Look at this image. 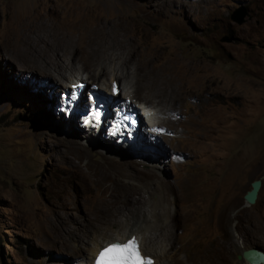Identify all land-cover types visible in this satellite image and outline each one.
Here are the masks:
<instances>
[{
    "label": "rangeland",
    "instance_id": "1",
    "mask_svg": "<svg viewBox=\"0 0 264 264\" xmlns=\"http://www.w3.org/2000/svg\"><path fill=\"white\" fill-rule=\"evenodd\" d=\"M242 9L249 17L238 25ZM132 42L131 58L155 65L167 89L134 65L138 87L128 83L122 60ZM49 66L76 68L105 92L110 73L123 72L144 143L115 139L105 120L90 126ZM158 100L177 112L160 116L166 132L146 136ZM134 219L160 223L147 233L162 255L169 249L167 264H242L235 249L264 251V0H0V264H86Z\"/></svg>",
    "mask_w": 264,
    "mask_h": 264
},
{
    "label": "bare ground",
    "instance_id": "2",
    "mask_svg": "<svg viewBox=\"0 0 264 264\" xmlns=\"http://www.w3.org/2000/svg\"><path fill=\"white\" fill-rule=\"evenodd\" d=\"M81 45V44H80ZM141 45V44H140ZM134 44H133V42L132 43H130V44H127L126 46H125V53H126V56H125V58H124V60H122V68H123V70H125L126 71V79H129V82H128V80H127V82L129 83V84H131L132 86H137V79H140V78H142V79H146V82L147 83H149V85H152L153 86V88L155 87L156 89H157V87L152 83V81L156 84V85H159V87L160 88H166L167 87V85L169 84V81L168 80H165V82L167 83H158L159 81H156L157 79H154V77H155V71H157L156 70V68H155V65L154 66H151L150 65V63L149 62H147L146 64H144V66H142V64L141 63H139V62H135L134 61V59L133 58H131L132 56H134L135 55V53H134V51L136 50V49H133L134 48ZM144 46V45H143ZM79 48H80V51L81 52H83L82 54H83V56H85V55H88L90 52H84V51H90L89 49H85V47L83 48V46L81 47V46H79ZM141 50H142V48H140ZM151 51L153 50V49H150ZM146 51H148L147 49H146ZM155 51V50H154ZM77 52H78V50H77ZM150 52V51H149ZM148 52V53H149ZM141 53V52H140ZM163 53V52H162ZM96 54L97 53H94V54H92V56H91V59H93L95 62H96V64H98L99 66H100V72H98L96 75H98L99 77H100V73L101 72H104V70L106 71V69H104L103 68V66L101 65L102 63H101V61L99 60V59H97L98 58V56H96ZM150 54V53H149ZM125 55V54H124ZM140 55H143V54H140ZM158 55V54H157ZM144 56V55H143ZM145 57V56H144ZM153 57H155V56H153ZM152 57V58H153ZM139 58V57H138ZM140 59H142V58H140ZM144 59V58H143ZM93 60H91V61H93ZM147 60V59H146ZM150 60H151V58H150ZM179 60V59H178ZM182 60V59H181ZM90 61V62H91ZM149 61V60H148ZM173 61V60H172ZM176 61V60H175ZM176 62H178V61H176ZM92 63V62H91ZM145 63V62H144ZM179 64H181L180 62H178ZM133 65L134 66H136L137 67V69L140 67V68H142L143 69V75L140 77V75L141 74H137V75H135L134 74V77H132L131 75V73L129 72V70H134V72L133 73H136V71H135V69L136 68H134L133 67ZM177 65V64H176ZM132 67V68H131ZM49 68L50 69H52L55 73H56V76H58L59 78H60V80L61 81H57V83H59V85H61L62 87H63V90L65 91V88L66 89H71V86L73 85V84H76V83H78V82H83V78H80V77H83L81 74H79L78 72H76V70L75 69H70V70H68L67 68H65V67H61V66H53V67H50L49 66ZM65 68V69H64ZM163 68V67H162ZM178 68V67H177ZM186 68V67H185ZM202 68V67H201ZM205 68V67H204ZM141 69V70H142ZM160 69V68H159ZM182 69H184V68H182ZM190 69V68H189ZM115 71V70H114ZM163 71H164V68H163ZM47 72V71H46ZM50 72V71H49ZM162 72V71H161ZM43 73V72H42ZM51 73V72H50ZM177 73V72H176ZM105 74H106V72H105ZM109 74V73H108ZM146 74H147V76H148V78H146L145 76H146ZM158 74V73H157ZM156 74V75H157ZM167 74V73H166ZM166 74H163V75H166ZM49 75V74H48ZM81 75V76H80ZM45 77H46V80H48V78H50L49 76H47V75H44ZM50 76H51V74H50ZM159 76V75H158ZM54 77V76H53ZM110 77L111 78H113L114 80H112V82H114V81H116L117 83H118V80H120L121 78H123V72H119V70L116 72H114V73H112V75H111V73H110ZM138 77H140V78H138ZM96 78H98V77H96ZM161 78V77H160ZM159 78V79H160ZM163 78V77H162ZM161 78V79H162ZM168 78V77H167ZM55 80H56V78H54ZM90 79V78H89ZM141 79V80H142ZM160 79V80H161ZM164 80V79H163ZM170 80V79H169ZM112 82H111V85H110V88L108 89V91L109 92H111V90H112ZM161 82V81H160ZM162 82H164V81H162ZM172 82V81H171ZM54 82H52V84H53ZM128 83H127V85H128ZM146 83V84H147ZM174 83V82H173ZM89 84V83H88ZM92 84H94V82L92 83ZM145 84V85H146ZM98 85V84H97ZM127 85H124V88L122 89V91L123 90H125L126 89V92H122L124 95H123V101L125 100V98L126 97H130L131 99H135V97L134 96H131L133 93H132V91H131V94H130V92L128 91L127 92V90H129L130 88H132V87H130L129 89H127ZM142 85V84H141ZM140 85V86H141ZM172 85V84H171ZM53 89L55 88V87H57V85L56 84H53ZM168 86H170V84L168 85ZM65 87V88H64ZM138 87V86H137ZM142 87V86H141ZM144 87V86H143ZM146 88V87H145ZM151 88V87H150ZM176 88V87H175ZM143 89V88H142ZM167 89V88H166ZM177 89V88H176ZM217 89V88H216ZM160 90V89H159ZM162 90H164V89H162ZM218 90V89H217ZM170 92H171V89L169 90ZM175 91H177V90H175ZM156 92H158V91H156ZM165 92V91H164ZM167 92V91H166ZM66 93V92H65ZM91 93V92H90ZM208 93V92H207ZM71 94H72V89H71ZM159 94V93H158ZM157 93H154V95L155 96H159ZM166 94V93H165ZM179 94V93H178ZM134 95V94H133ZM151 95H152V93H151ZM162 95V94H161ZM218 95V94H217ZM176 96V95H175ZM175 96H174V98H175ZM207 96V95H206ZM119 97H121V94L119 95ZM193 97V96H192ZM162 98V97H161ZM153 99H154V97H153ZM157 99V98H156ZM166 99V98H165ZM168 99V98H167ZM201 99V98H200ZM203 100V99H202ZM201 100V101H202ZM204 101V100H203ZM158 102H159V104H160V102L162 103V101H156V102H154V101H152L151 103H149L150 105H149V107L152 109V110H155V115L154 116H156V115H159V116H156L155 118L157 119H155L156 121H152V120H149V122H147V125H146V127H147V129L149 130H151V132H149L148 131V133H150V134H159V135H161V133H163V132H166V130H167V127L166 126H164L163 125V119H161L160 118V116L162 115V114H168L169 116H172V115H175L176 114V112H177V109L176 108H174L175 106L173 105V106H171V105H169V103H168V105L169 106H166L165 104H161V105H158ZM170 102H171V100H170ZM176 102V101H175ZM135 103H136V101H135ZM204 103V102H203ZM215 103V102H214ZM219 103V102H218ZM217 103V104H218ZM146 104V103H145ZM200 104V103H199ZM73 105V104H72ZM163 105H165L166 107H164ZM177 105V104H176ZM203 106H204V104H202ZM202 105H200V106H202ZM139 107H140V105H138ZM162 107H164V108H162ZM193 107V106H192ZM162 108V109H161ZM198 108V107H197ZM201 108V107H200ZM144 109V108H143ZM202 109H203V107H202ZM202 109H200V110H202ZM151 111V110H150ZM196 111V110H195ZM188 114V113H187ZM199 114H201V112L199 113ZM204 114V113H203ZM163 116V115H162ZM144 117V116H143ZM168 117V116H167ZM188 117V116H187ZM183 118H185L184 116H183ZM162 120V121H161ZM203 120V119H202ZM204 121V120H203ZM103 122V120L102 121H100V123H99V125L101 126V123ZM191 122V121H190ZM206 122V121H205ZM187 123V122H186ZM208 123V122H207ZM95 124V123H94ZM188 124V123H187ZM204 124V123H203ZM202 124V125H203ZM209 124V123H208ZM98 125V126H99ZM124 125V124H123ZM211 125V124H210ZM91 126H93V125H91ZM97 125H95V127H96ZM209 126V125H208ZM193 127V126H192ZM201 127V126H200ZM213 127V126H212ZM97 128V127H96ZM189 128V127H188ZM207 128V127H206ZM187 129V128H186ZM211 129V128H210ZM215 129H217V128H215ZM160 130H162V131H160ZM207 130V129H206ZM198 132V131H197ZM204 132V131H203ZM110 133H111V130H110ZM195 133V132H194ZM206 135V134H205ZM204 135V136H205ZM117 136H119V135H117ZM119 138V137H118ZM156 180H158V177H156V175L154 176V175H152ZM157 182V181H156ZM157 189H159V190H162V192L164 193L165 192V186H166V184H164L162 181H160V180H158V182H157ZM168 188H169V186H168ZM166 189H167V186H166ZM168 191V190H167ZM171 191H168V193H170ZM176 192V191H175ZM173 194H175V193H173ZM165 195H167V194H165ZM177 195V194H176ZM125 204L126 205H130V204H134V203H137V199L136 198H134V197H132V199H130V198H127V197H125ZM166 207H163V211H162V213H160L159 214V217H161L160 219H161V221H166L167 222V220H168V217H170V215H169V213L167 212H165V209ZM156 211V210H155ZM154 216V218L157 220V222H158V220H159V218L157 217V215L156 214H153ZM164 219H166V220H164ZM178 219H180V214H177V220ZM156 220L153 222L151 219L149 220V219H143V220H135L134 219V221H129V223L127 224V227H126V229H124V232L121 234V235H119V234H117L115 237H109L108 239H106V240H104L103 242H98L93 248H92V252H93V256H92V259L91 258H89L88 259V262H86V264H93V262H94V259H95V257H96V255L98 254V252L101 250V248L103 247V246H107V244L109 243V242H117V243H119V242H125L128 238H130L131 236H135V238H136V240H137V242H138V244H139V247H141V249H142V252H143V254H144V256H150V257H152V258H154L155 259V263L154 264H167V262H166V260L164 259V257H165V255H166V253L169 251V249H167L166 251H165V253L162 255V251L164 250H162V251H160V252H162V253H160L159 252V250L158 249H155L154 247H153V242L152 241H154V240H152L153 238H154V236H153V238H151V235H149L148 233H147V231H148V229H154V228H160V227H158L159 225H160V223H159V225H157L158 223H156ZM163 222H161V223H163ZM180 222V221H179ZM182 223V222H181ZM125 226V225H124ZM166 226V225H165ZM161 227H162V224H161ZM122 228H124V227H122ZM166 228V227H165ZM161 230H162V228H161ZM164 230V229H163ZM140 236H142V239L140 238ZM161 236H164V238H163V240H164V242H167L168 243V246H169V248H170V250H171V252H172V256H174V255H176L177 254V252H178V249H172V247H171V245L172 244H174V243H170V241H172L171 240V235L168 233V232H164ZM156 238V237H155ZM152 240V241H151ZM151 242H152V244H151ZM175 244H177V243H175ZM166 249V248H165ZM249 249V248H248ZM248 249H239V248H237V249H235V253L237 254V253H241V255L243 254V252L244 251H247ZM158 250V251H157ZM83 251H86V249H83L82 247H80L79 248V252H83ZM145 252V253H144ZM225 252H226V254H227V256H231V254H232V247L231 246H228V247H226L225 248ZM83 254V253H82ZM168 254H170V253H168ZM171 255V254H170ZM162 256H163V259L165 260V262L166 263H164V262H162ZM225 257V256H224ZM91 259V260H90ZM80 263H82V262H80ZM194 264H214L213 262H210V261H208V260H206V259H198ZM227 264H236L235 262L234 263H232V262H228ZM238 264V263H237ZM242 264H251V263H249L248 261H246V260H242Z\"/></svg>",
    "mask_w": 264,
    "mask_h": 264
},
{
    "label": "clouds",
    "instance_id": "3",
    "mask_svg": "<svg viewBox=\"0 0 264 264\" xmlns=\"http://www.w3.org/2000/svg\"><path fill=\"white\" fill-rule=\"evenodd\" d=\"M114 82L119 86V89H120V93L117 96L114 97L115 102H117V104H115L114 102L111 103V104L110 103H107L106 104L107 106H106V109H105L107 113L106 114H103L102 116L99 115L98 118L100 119V121L105 120L107 122V125H109L110 124V121H111V124L108 127V132L110 133L109 130H111V135L115 139H118L117 135H119V138H123L124 139V138L128 137V139H130V140H132V139H134L136 137L135 141H137V145H139V143H144V141H143V136L144 135L143 136H142V134L140 135V133L143 130L142 127H141L142 119H141V115H140V113L142 112V110L139 109L140 107L138 106V104H136L135 101L133 99H131L130 97H126L125 100L123 101V99L121 97H122V92L124 90L122 91V86L119 83H117L116 81H114ZM114 82H112V85H113ZM81 83H84V82H81ZM73 85H75V84H73ZM94 86H98L99 87V85H93V86L90 85L89 86L86 83H84V87H83L84 89L83 90L81 89L82 90L81 91L82 92V98L81 99H78V100L77 99H74V97H73L72 94L68 97L70 99L69 100L70 103L71 104L72 103H75V105L77 106V110H78L79 114L82 115V117L84 119H86L90 123L89 124L90 126L91 125H94V123H95V125H99L100 122L93 121L94 119L92 118L93 116H92L91 112L85 106L86 104L90 105L89 102L87 103L88 99L85 98V101L81 103V104H83L82 105V107H83L82 109H79V105H80V102L83 100V95L84 94L88 95V91H91V90H94L95 89ZM71 89H72V86H71ZM71 89H67V90H69L71 92ZM99 90L103 94L104 93L105 94L110 93V92L102 91V89L100 87H99ZM74 91H76V90L75 89L74 90L72 89V92H74ZM66 93H67V91H66ZM120 94H121V97H119ZM68 95H69V93H68ZM127 98H130L132 100V102L130 104V107L135 111V114L137 115V117H138V119L140 121V124H139L138 121H136L135 123H132L128 119H127L128 121H125V122L123 121L121 123H119L118 121L115 120V114H116V112H119L120 111L121 105L124 102H126V99ZM128 114L129 113H127L126 115H128ZM148 131L151 132V130L150 129L148 130L147 127H146V132H147V133H145L146 136L149 135L148 134ZM152 138H153V136H152ZM139 248H140L141 254L144 255L143 252H142L141 247H139ZM146 257H150V256H146ZM150 258H152V257H150ZM152 259L154 260V263H155V259L154 258H152Z\"/></svg>",
    "mask_w": 264,
    "mask_h": 264
},
{
    "label": "snow or ice",
    "instance_id": "4",
    "mask_svg": "<svg viewBox=\"0 0 264 264\" xmlns=\"http://www.w3.org/2000/svg\"><path fill=\"white\" fill-rule=\"evenodd\" d=\"M112 91L114 94L118 92L116 84H113ZM94 264H153V260L141 254L135 236H131L125 242H109L103 246Z\"/></svg>",
    "mask_w": 264,
    "mask_h": 264
},
{
    "label": "water",
    "instance_id": "5",
    "mask_svg": "<svg viewBox=\"0 0 264 264\" xmlns=\"http://www.w3.org/2000/svg\"><path fill=\"white\" fill-rule=\"evenodd\" d=\"M246 17H249V14L246 10L242 9L235 12L232 16V20L238 25H243L246 22ZM262 188V180H255L251 183V190L246 193L244 200L247 206L255 205L260 190ZM240 260H246L251 264H264V251L261 248H254L244 251L243 254L239 257Z\"/></svg>",
    "mask_w": 264,
    "mask_h": 264
},
{
    "label": "flooded vegetation",
    "instance_id": "6",
    "mask_svg": "<svg viewBox=\"0 0 264 264\" xmlns=\"http://www.w3.org/2000/svg\"><path fill=\"white\" fill-rule=\"evenodd\" d=\"M140 238L142 239V236H140ZM122 242V241H121ZM145 253V252H144Z\"/></svg>",
    "mask_w": 264,
    "mask_h": 264
}]
</instances>
